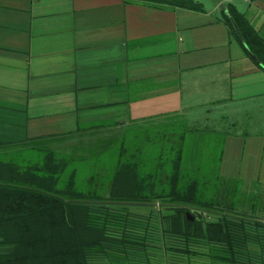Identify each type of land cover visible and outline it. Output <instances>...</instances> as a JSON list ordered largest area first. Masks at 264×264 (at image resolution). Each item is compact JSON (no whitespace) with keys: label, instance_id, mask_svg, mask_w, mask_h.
<instances>
[{"label":"crops","instance_id":"crops-1","mask_svg":"<svg viewBox=\"0 0 264 264\" xmlns=\"http://www.w3.org/2000/svg\"><path fill=\"white\" fill-rule=\"evenodd\" d=\"M197 2L202 11L137 0H0V159L45 164L54 152L65 163L118 143L130 151L146 125H188L198 110L219 120L263 114L264 70L223 15L232 5L264 39V0ZM220 145L224 179L262 191L264 132L225 131ZM151 234L131 232L87 264H223L211 254L179 258ZM13 247L0 237V255Z\"/></svg>","mask_w":264,"mask_h":264},{"label":"trees","instance_id":"trees-1","mask_svg":"<svg viewBox=\"0 0 264 264\" xmlns=\"http://www.w3.org/2000/svg\"><path fill=\"white\" fill-rule=\"evenodd\" d=\"M137 1L197 11L203 9V3L196 0ZM227 11L231 18L224 14L225 24L257 66L264 70V39L232 5ZM182 132L177 138L168 130L159 138L146 137L149 145L161 144L160 154L157 152L156 160H152L155 170L151 168L148 172L145 147L141 144L145 143V137L130 144V151L121 143V152L104 169L98 164L100 155H94L93 149L79 159L68 156L65 163L59 161L54 152L46 157L45 164L38 158L33 164L0 159V237L4 242L14 244L10 254L0 255V264H87L94 253L109 251L115 245L128 242L124 235L109 233L110 225L124 224V220L101 212L103 204H151L150 201L155 199L169 200L174 206V214L167 217L173 233L184 235L188 242L199 239L209 245H220L229 253V258L224 261L240 263L243 257L239 250L248 251L250 242L245 228L249 219L245 217L248 214L245 215L247 207L244 206L251 203V216L264 218L257 214L259 207L264 209V192L243 194L238 182L230 191L229 181L220 182L217 174L211 177L212 166H205L206 157L214 161L213 156L196 149L189 150V143H202L199 138L202 139L204 131L194 125L191 129L183 126ZM196 138L198 143L191 142ZM209 139H204L202 144ZM191 154L200 164L193 170L184 166L193 161ZM220 156L219 153L214 161L217 165ZM169 161L172 162L170 166ZM81 167L85 168V174L80 172ZM101 170H104L103 174ZM160 170L167 172L168 181L164 178L167 183L164 186L161 185L164 179L159 175ZM203 175L211 177L213 184L203 182ZM208 187L211 196L207 199L203 195ZM189 209L214 213L218 219L210 222L198 217L192 220L193 217L183 216L182 219V214L188 213Z\"/></svg>","mask_w":264,"mask_h":264},{"label":"rangeland","instance_id":"rangeland-1","mask_svg":"<svg viewBox=\"0 0 264 264\" xmlns=\"http://www.w3.org/2000/svg\"><path fill=\"white\" fill-rule=\"evenodd\" d=\"M208 109L211 111L209 112V114H212V116L214 114L216 115L218 112L217 109L214 107H210ZM206 110L196 111L192 115L191 124L189 123L188 125L185 124V122H183L184 119H178V120L171 121L170 124H164V126L163 125L159 126L158 124H149L143 128V134H144L143 137H145L144 138L145 143L144 144L141 143V144L143 145V147H145L144 148L145 161L149 164V166L146 168L147 172L151 170L152 160L154 159L156 160V157L158 156L156 155L157 152H159L160 154V151H161L160 143H155L156 144L155 146H153V144L149 145L147 143L148 140H145V139L146 137H148V135L154 136V137L157 136V138H159V135H163L164 134L163 132L168 130L170 133H173V135H175V137L177 138L178 134L183 133L182 132L183 126L185 128L188 126L190 127L189 129H191V127L194 125H196V127H198L201 130L202 129L205 130L206 127L210 129L218 130V134H216L217 138L211 135L210 136L211 138L209 139L210 141L207 140L208 141V142L206 141L207 143L202 144L204 142V139H206L205 137H202V139L199 138L200 142L202 140V143H200L199 145L195 143L188 144L189 150H191V152L196 149L199 152L201 151V152H204L205 154L207 153L209 155L211 154V156H213L212 158L215 161L217 156L222 150V145H220L221 133L225 131L226 132L227 131H230V132H240V131L264 132V113L263 114H249V115L220 116V120H219V117H206L207 114H205L204 112ZM187 134L190 135V137L192 136L190 132H188ZM199 139L196 138L195 140L191 142L195 141L196 143H198L196 140H199ZM166 145H167V142H166ZM120 147H121L120 143L114 144V146L111 147L112 149H109L108 151L106 150L105 152H103V154L98 159L100 160V162L98 163L99 166H101L104 169L106 164L107 165L112 164L113 162L112 160L114 159V157L117 158V155H119V152H121L120 150H122L120 149ZM191 155L192 157L190 158L195 157L193 154ZM195 160L196 159L193 158V161H188L184 166L190 170H193L194 167H196L199 164V163H196L199 160H196V161ZM206 160L207 162L205 163V166L206 165L209 167L212 166L210 168V170L212 171L211 177L214 178V176L217 174V177L219 178L220 182H223L224 180L226 181L227 179H224V173H221L219 169V164L217 165V163H214V161L211 160L210 157H208V159L206 157ZM211 161L213 162L211 163ZM170 163L172 164V162L169 161L168 166L171 165ZM85 164L87 166L89 165V163L88 164L85 163ZM152 170H155V169L152 168ZM84 171H85V168L81 167L80 172L82 174H85L83 173ZM160 171H159V175L161 176V178L162 179L166 178V180L168 181L167 179L168 177H166V174H167L166 170L161 171V172ZM101 172L103 174L104 170H101ZM203 176L205 177V175ZM211 177L210 178L205 177V179H202V180L203 182H206V184H208L209 182L213 184ZM166 180L164 179L161 185L163 186L166 185L167 184ZM228 183H229L230 191L236 188L234 186L237 183L233 182L232 179H229ZM238 185H240L243 194L252 193V192H256L258 194L259 192L261 193V190H260L261 188L257 187L256 185L255 186L253 184L244 185L243 183H239ZM209 187L206 188L207 193L205 192V194L203 195V196L206 195L207 199L211 196V191ZM211 189H214V188L212 187ZM262 192H264V189L262 190ZM168 201L169 200L165 201L161 199H155V200L150 201L151 204L109 203V204H103L101 206L102 207L101 209H103L101 210V212L103 213L107 212L108 214H112L113 218L118 219V220L122 219L125 221V222L123 221L124 224L120 222L119 224L110 225V227L108 228L109 233H113L115 235H120V236H123V235L125 236V235H129L131 232L133 233L139 230H142V232L143 231L151 232L152 234L150 235V237L154 243L162 241L164 246H168L170 247V249L172 248L174 254H178L179 258H182V259L191 258V257H195L196 255H201L203 258V256H207L208 254H211L213 255L214 259L216 258L215 259L216 261L219 260L218 262H223V264H230V261L228 260L224 262V258L226 257L229 258V253L225 251V249H223L222 246L217 245V244L216 246H213L212 244L209 245L207 244L206 241L199 240V239L188 242L187 239H185L184 235L173 233L172 228H171V222L169 221L170 219L169 220L167 219L166 222L160 221L158 219V217H161L163 215H165L167 218L169 215L174 214V211H175L174 206L170 204ZM250 206H251V203H248L246 206H244L245 208L247 207L246 208L247 213H245V215L248 214L247 215L248 217L247 216L245 217L249 219V221L247 222L245 226V228L248 230L247 237L250 241L248 243L249 244L248 251L244 249H240L239 252L242 254L241 257L249 260L248 262L249 264H256L255 261L258 260L256 259V257H258L257 255L264 256V249H263L264 247L261 246V243L264 242V218L258 217V216H251ZM258 209L260 211L257 214L260 216L264 215L263 207L261 206ZM187 211L188 213H190V217H193L194 219H196V216L193 215L195 212L193 209H189ZM232 212L237 213L234 211ZM240 212H242V210H240ZM186 213L187 212L182 214V217H181L182 219H184L183 216L186 217ZM202 213H203V219H206V221L208 222L218 219V216L214 213H211V212L208 213V212H203V211ZM250 219L253 220V222L250 221ZM258 221H260L263 224L258 223ZM157 231H160L161 233H158ZM258 242H261V243L258 244ZM263 244L264 243H262V245ZM178 247L181 248L182 250L177 249Z\"/></svg>","mask_w":264,"mask_h":264},{"label":"water","instance_id":"water-1","mask_svg":"<svg viewBox=\"0 0 264 264\" xmlns=\"http://www.w3.org/2000/svg\"><path fill=\"white\" fill-rule=\"evenodd\" d=\"M225 12H226V15L231 18V16L229 15L228 11L226 10ZM193 215L198 217V218H200V219L203 218L202 217V213L200 211H195ZM186 217H188V219H190V213H186ZM192 220H194V218H192Z\"/></svg>","mask_w":264,"mask_h":264}]
</instances>
